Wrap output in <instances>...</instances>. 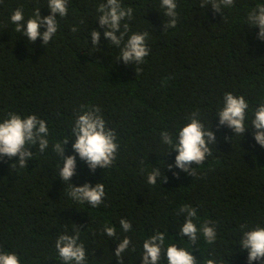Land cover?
Instances as JSON below:
<instances>
[{
	"label": "trees",
	"instance_id": "1",
	"mask_svg": "<svg viewBox=\"0 0 264 264\" xmlns=\"http://www.w3.org/2000/svg\"><path fill=\"white\" fill-rule=\"evenodd\" d=\"M104 2L68 0L67 16H57L58 31L44 46L40 39L32 43L16 32L10 16L17 8L23 9L25 21L36 9L47 16L48 0H0V121L9 112L35 114L49 128V147L43 153L30 147L34 155L27 168L11 169L15 158L0 160V249L16 252L22 264H62L55 241L79 227L88 264H117L113 253L120 240L103 233L108 224L116 227L120 239L132 240L124 264H141L143 240L156 231L165 233V248L173 243L186 248L200 264L209 258L219 264H247L240 225L264 226V147L254 140L253 129L243 137L226 126L217 129L216 114L225 92L243 95L249 102L250 127L253 110L264 102V41L257 38V28L247 25L248 13L264 0H235L221 14L210 5L200 7L202 0H176L177 25L164 31L161 0H122V6L133 9V18L125 21L128 35L149 34L151 52L138 74L137 65L118 60L119 48L103 36L97 8ZM73 27L78 31L72 32ZM93 29L101 33L100 49L91 48ZM81 105L100 106L120 144L113 166L94 173L77 156L70 182L103 183L106 197L98 208L67 196L68 183L59 178L62 160L52 150L54 143L72 138ZM194 111L206 128L212 127L217 143L191 177L167 169L177 153L167 155L171 149L160 133L175 135ZM73 142L65 145V155L74 154ZM155 166L166 175V183H147ZM184 204L197 209L198 228L215 222L213 245L201 235L197 249L176 235L185 219L178 214ZM120 218L131 221L132 231L121 230ZM160 264H167L166 257Z\"/></svg>",
	"mask_w": 264,
	"mask_h": 264
},
{
	"label": "clouds",
	"instance_id": "2",
	"mask_svg": "<svg viewBox=\"0 0 264 264\" xmlns=\"http://www.w3.org/2000/svg\"><path fill=\"white\" fill-rule=\"evenodd\" d=\"M235 0H202L200 7L210 5L217 13L221 14L224 7H231ZM47 7L50 14L42 16L40 9L34 11L33 17L25 21L24 11L17 8L10 16V21L15 25V31L22 33L29 42L42 41L44 46L48 45L58 31L57 16L64 18L68 14V0H48ZM160 7L164 9L163 15L166 22L163 24V31L173 29L177 25L178 13L176 0H161ZM97 12L98 22L103 31L104 38L119 48L120 58L124 64H135L136 74L142 71L139 67L146 61L151 49L146 41L148 33H129V24L126 20L133 18V9L122 6V0H106L100 3ZM247 25L257 28V38L264 41V5H258L247 15ZM41 28L46 29L41 31ZM72 32L78 28L73 27ZM119 33V35H117ZM91 48L100 49L101 33L93 29L90 32ZM127 39L125 40V37ZM249 102L243 95H235L232 92H225L223 95L222 107L217 111L219 117L217 129L227 127L232 130L234 136H242L248 129H253V137L256 143L264 147V102L260 103L254 110L251 118V126H246L248 119ZM188 123L178 129L173 135L168 131L160 133L161 141L171 151L177 153L173 164L166 165L169 171L174 168L187 173L191 177L197 176L196 166L202 165L208 157L212 156L211 145H216L217 139L211 129L206 128L200 118L199 111H194L187 118ZM72 138L65 137L52 145L53 152L61 158L62 167L59 169V178L67 182L69 191L67 196L78 203H86L93 208H98L104 203L106 192L103 183L98 182L93 186L85 183L82 186H75L70 181L76 175L77 156L83 161L91 172L97 168L107 169L113 166L117 160L120 144L117 139V132L108 126L104 119L100 106L81 105L77 113L74 125L70 133ZM49 128L44 119L35 114L22 117L21 115L9 112L5 119L0 121V160L7 158L15 163L10 168L24 169L28 167L29 160L33 159L34 152L30 150L38 146L43 153L49 147ZM225 139H229L225 137ZM73 140L72 151L74 154L65 155V145ZM166 155V156H167ZM144 168H141V173ZM174 177L179 173L173 171ZM167 182V177L160 167H153L147 174V183L155 186L157 181ZM179 215L184 216V222L176 235L180 238H187L191 245L198 249L197 242L201 235L208 245H213L217 240V228L214 221H206L197 227L194 222L198 219L197 209L191 205L184 204L178 210ZM119 226L124 233L132 231L130 220L120 218ZM242 237L240 247L247 252V264L259 262L264 264V226L256 225L248 229L246 224L240 225ZM81 229L76 227L72 234L67 232L60 234L55 241V249L62 264H88L87 253L83 242L80 239ZM103 233L109 238L120 240L117 244L114 256L117 264H124L123 254L129 250L132 240L128 236L120 239L117 236V229L113 225L105 224ZM95 235V233H93ZM166 235L164 232L156 231L155 234L143 240V253L141 264H160L162 256L166 257L167 264H200V261L192 254V251L179 247L177 244H169L165 248ZM135 252V246L131 247ZM0 264H22L20 256L16 252L0 249ZM206 264H219L216 259L209 258Z\"/></svg>",
	"mask_w": 264,
	"mask_h": 264
}]
</instances>
